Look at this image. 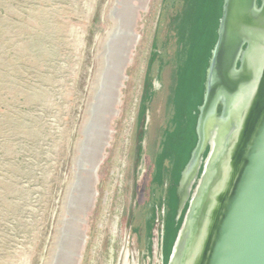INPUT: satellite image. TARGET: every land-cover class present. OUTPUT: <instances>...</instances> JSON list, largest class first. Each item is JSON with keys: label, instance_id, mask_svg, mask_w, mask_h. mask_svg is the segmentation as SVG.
<instances>
[{"label": "water", "instance_id": "95a60500", "mask_svg": "<svg viewBox=\"0 0 264 264\" xmlns=\"http://www.w3.org/2000/svg\"><path fill=\"white\" fill-rule=\"evenodd\" d=\"M188 5L175 18L168 13L159 28L157 38L165 41V47L157 48L156 39L151 59L158 51L161 55L155 73L150 60L96 264H166L169 240L175 239L174 233L167 239L165 234L168 222L175 219L170 216L171 191L174 146L179 141L164 135L173 128L171 103L188 56L185 16L188 20L189 15L196 19L200 15L197 6L185 14ZM123 9L125 48L134 38L135 11L131 2ZM126 55L124 49L123 57L121 52L111 61L109 72L105 70L106 77H100L87 112L72 182V190L80 195H86L99 165ZM208 64L197 143L177 186L181 211L188 201L189 207L184 220L176 214L183 224L169 264H264V0H224ZM163 144L161 150L171 155L173 166L166 169L161 186L153 180L161 177L156 160ZM150 204L155 207L151 212L154 209L159 216L155 241L152 220L148 221Z\"/></svg>", "mask_w": 264, "mask_h": 264}, {"label": "rangeland", "instance_id": "374dc122", "mask_svg": "<svg viewBox=\"0 0 264 264\" xmlns=\"http://www.w3.org/2000/svg\"><path fill=\"white\" fill-rule=\"evenodd\" d=\"M128 2L134 38L124 48ZM166 3L0 0V264H96ZM124 49L99 165L80 195L72 182L87 112Z\"/></svg>", "mask_w": 264, "mask_h": 264}, {"label": "trees", "instance_id": "16d2710c", "mask_svg": "<svg viewBox=\"0 0 264 264\" xmlns=\"http://www.w3.org/2000/svg\"><path fill=\"white\" fill-rule=\"evenodd\" d=\"M167 2L169 5L167 6V3L165 4L166 8L161 13L158 28H160L164 20L167 19L168 13L170 15L174 13L173 16L175 18L177 17L178 13L186 11V6L188 3L189 5L185 14H190L191 12H193L195 10V6L198 7V10H200V15L197 19L193 17L191 18V16L189 15V19L186 20V16L184 15V24L187 22L185 28L187 30V34L189 35L187 47L188 56L185 60V69L184 71H182V73H178L176 81V94L178 95L179 93H181L182 95L181 99H179V97L176 95L175 99L172 100V118L174 119L173 128L169 131H166L164 135V138L170 136L169 141H179L178 145L174 146L176 155V161L174 164L175 186L171 191V204L173 207L172 212L175 214L177 213L176 211L179 203V198L177 196V186L181 178V173L189 162L191 153L197 143L196 126L199 107L203 103V94L206 81L205 76L209 65L208 63L211 57V52L218 39V29L223 13L224 0H201V3H198L197 0H167ZM185 34L186 33H184V35ZM164 42L165 41H163L161 38L158 39L156 43L157 48L159 46H161V48H164ZM160 55L161 53L158 51L157 53L153 54V58L151 59L150 68L154 71V73ZM198 95H201V98H198ZM152 98L153 97H149V100L151 101ZM182 104L183 106L181 108L180 105ZM164 144L160 146V151L157 155L158 161L156 160V164H158L159 168L161 166V177L159 178V180H157L156 178L153 180L159 182L161 186H163L161 181L165 177L164 175L166 169H169L173 166L171 155H167L166 152L161 150ZM208 151L209 149L206 150L204 154L205 157L207 156ZM167 160L168 166H166L165 164ZM180 226L181 224L179 223L177 228H173V221L170 220L167 225L165 239H167L168 235L171 233H174V237L176 239L177 232ZM175 239L169 240V245L166 250V264L169 263L168 260L171 256Z\"/></svg>", "mask_w": 264, "mask_h": 264}, {"label": "flooded vegetation", "instance_id": "af4514ba", "mask_svg": "<svg viewBox=\"0 0 264 264\" xmlns=\"http://www.w3.org/2000/svg\"><path fill=\"white\" fill-rule=\"evenodd\" d=\"M177 196H178V198H179V203H178V208H177V211H176V212L179 213L180 217L183 215V220H184V217H185V215H186L187 209H188V207H189V201L185 204L183 210L181 211V209H180L181 197H180L178 194H177ZM149 207H150V208H149V209H150L149 214L151 213V217L149 218L148 221L152 220V227L150 228V233L152 234V241H153V240L155 241V239H156V232H157V220H158L159 216L155 214L154 209H153L152 212H151V208L154 207V206H151V204H150ZM154 208H155V207H154ZM176 214H177V213L174 214L173 212H171V215H170V216H172V218H175V219H172V221H173V228H177V226H178L179 223H180V222H178V220H177ZM148 221H147V223H148ZM179 221H181V220H179ZM182 224H183V221H181V226L179 227V230H178V232H177V237H178V234H179V232H180V230H181ZM175 243H176V240H175ZM152 244H153V242H152ZM174 245H175V244H174ZM154 247H155V245H154ZM173 248H174V247H173ZM172 250H173V249H172ZM168 261H170V258H169ZM168 264H169V263H168Z\"/></svg>", "mask_w": 264, "mask_h": 264}]
</instances>
